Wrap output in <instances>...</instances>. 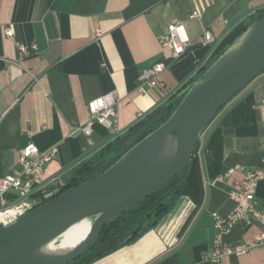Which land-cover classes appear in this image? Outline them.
<instances>
[{"label": "crops", "instance_id": "0c3cea01", "mask_svg": "<svg viewBox=\"0 0 264 264\" xmlns=\"http://www.w3.org/2000/svg\"><path fill=\"white\" fill-rule=\"evenodd\" d=\"M263 10L264 0H0V176L19 170L20 151L30 140L40 151L58 149L42 185H65L78 165L123 137L138 113L177 100L228 37ZM177 22L194 45L170 62L159 37ZM203 29L214 44L198 43ZM19 43L34 44L36 52L20 60ZM154 61L168 65L156 87L139 92L136 77ZM108 93L116 100L117 133L95 123L90 135L77 134L88 120L87 102ZM263 101L264 73L200 135L194 196H181L143 236L92 264H211L205 259L218 242L215 217L233 209L228 190L264 157ZM255 197L264 213V179ZM261 231L255 221L235 225L220 241L233 245ZM220 264H264V244Z\"/></svg>", "mask_w": 264, "mask_h": 264}, {"label": "water", "instance_id": "95a60500", "mask_svg": "<svg viewBox=\"0 0 264 264\" xmlns=\"http://www.w3.org/2000/svg\"><path fill=\"white\" fill-rule=\"evenodd\" d=\"M264 73V14L179 94L166 121L94 179L0 227V264H69L102 229L188 167L198 139L216 115ZM89 229L75 245L57 241L73 226Z\"/></svg>", "mask_w": 264, "mask_h": 264}, {"label": "built area", "instance_id": "2783aa9c", "mask_svg": "<svg viewBox=\"0 0 264 264\" xmlns=\"http://www.w3.org/2000/svg\"><path fill=\"white\" fill-rule=\"evenodd\" d=\"M192 16L197 17L198 15L192 13ZM5 34L11 36L9 30H6ZM97 36H99V31H97ZM159 43L162 47L168 49V60L170 62L178 60L194 45L180 22L169 24L166 33L159 37ZM198 43L203 45L214 44L211 32L203 29ZM17 49L20 60L36 52L34 44L26 46L19 43ZM167 65L168 63L159 61L143 67L136 77L137 90L143 92L144 87H156L158 77ZM115 103L116 100L111 93L88 101L86 104L87 123L75 132L88 136L91 134L92 125L97 123L110 134H116L117 114ZM142 117V113L137 114V120ZM57 154V147L40 151L30 140L25 143L19 155V170L0 176V227L14 222L28 211L39 206L42 200L49 199L63 186V184L55 182V179H53L52 182H55L54 185L56 184L58 188L48 189L42 185L41 181L45 165L54 160ZM235 169L243 170L242 167H235ZM263 179L264 157L256 169L244 172L241 179L231 184L228 197L233 202V209L223 218L215 217L214 228L218 242L206 257V261L211 264H220L224 257L244 255L256 245L264 244V213L259 209L255 197L257 185ZM36 194L40 197L32 198ZM252 221L258 222L263 227V231L254 236L253 239H245L233 245H227L220 241V237L233 226L247 227Z\"/></svg>", "mask_w": 264, "mask_h": 264}, {"label": "trees", "instance_id": "16d2710c", "mask_svg": "<svg viewBox=\"0 0 264 264\" xmlns=\"http://www.w3.org/2000/svg\"><path fill=\"white\" fill-rule=\"evenodd\" d=\"M264 14V10L255 15L249 22L243 23L231 36L215 51L212 61L201 71V75L224 51L231 45L245 29ZM159 62L154 61L152 63ZM151 63V64H152ZM193 79L191 82H193ZM186 87V86H185ZM184 87V88H185ZM171 100L151 113L143 115L123 136H117L101 148L88 161L81 163L74 169V177L60 187L49 199L42 200L40 205L57 197L65 190L88 182L115 163L127 150L145 138L153 130L163 124L180 102ZM198 169L196 157L188 167L177 174L168 184L157 190L151 196L129 207L106 225L96 237L95 242L77 260L69 264H92L94 261L110 255L118 249L135 242L147 231L152 229L176 204L177 200L188 195L193 197L196 190ZM194 191V192H193ZM38 194L32 198H39Z\"/></svg>", "mask_w": 264, "mask_h": 264}, {"label": "bare ground", "instance_id": "6f19581e", "mask_svg": "<svg viewBox=\"0 0 264 264\" xmlns=\"http://www.w3.org/2000/svg\"><path fill=\"white\" fill-rule=\"evenodd\" d=\"M89 229L88 222L79 223L65 232L57 241L60 246H71L78 243Z\"/></svg>", "mask_w": 264, "mask_h": 264}, {"label": "rangeland", "instance_id": "374dc122", "mask_svg": "<svg viewBox=\"0 0 264 264\" xmlns=\"http://www.w3.org/2000/svg\"><path fill=\"white\" fill-rule=\"evenodd\" d=\"M199 76H200V75H199ZM199 76H198V77H199ZM195 79H197V77H196Z\"/></svg>", "mask_w": 264, "mask_h": 264}]
</instances>
